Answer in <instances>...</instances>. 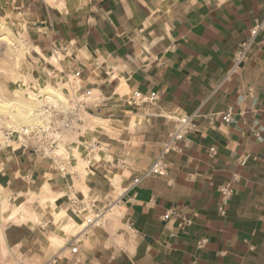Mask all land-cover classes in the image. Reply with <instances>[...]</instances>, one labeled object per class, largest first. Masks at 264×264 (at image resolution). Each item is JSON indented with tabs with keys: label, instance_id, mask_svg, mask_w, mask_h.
<instances>
[{
	"label": "crops",
	"instance_id": "crops-1",
	"mask_svg": "<svg viewBox=\"0 0 264 264\" xmlns=\"http://www.w3.org/2000/svg\"><path fill=\"white\" fill-rule=\"evenodd\" d=\"M33 26L32 50L57 51L67 72L81 71L93 112L131 145L133 171L80 235L92 212L72 203L68 179L30 149L0 143V264H70L71 242L76 264H264V0H54ZM134 91L158 99L132 104ZM182 117L193 128L164 156L166 176L133 184Z\"/></svg>",
	"mask_w": 264,
	"mask_h": 264
},
{
	"label": "rangeland",
	"instance_id": "rangeland-1",
	"mask_svg": "<svg viewBox=\"0 0 264 264\" xmlns=\"http://www.w3.org/2000/svg\"><path fill=\"white\" fill-rule=\"evenodd\" d=\"M53 5L54 0H0V103H13L25 115L35 114L46 104L42 100L45 97L51 98L48 101L54 105L66 106L63 91L69 88L72 73L65 70L64 59L56 50L55 54L50 51L38 55L30 43L38 15L43 18ZM10 117L0 112V122L5 127L17 128ZM100 117L93 111L83 114L77 130L63 136L56 150L70 167L71 175L63 176L65 181L68 179L63 189L69 190L71 200L83 202L92 212L90 219L96 213L104 216L113 207L121 181L132 176L133 171L131 145L119 141L117 127ZM3 142L0 132V143ZM85 221L75 233L85 227ZM69 232L63 229V233Z\"/></svg>",
	"mask_w": 264,
	"mask_h": 264
},
{
	"label": "built area",
	"instance_id": "built-area-1",
	"mask_svg": "<svg viewBox=\"0 0 264 264\" xmlns=\"http://www.w3.org/2000/svg\"><path fill=\"white\" fill-rule=\"evenodd\" d=\"M261 24L254 26L250 30L249 38L242 42L237 48L233 56L232 71L236 70L241 63H243L251 50L255 38L260 30ZM69 88L64 89L66 99V106L54 105L51 101L42 99L46 104L39 107L35 111L36 122L31 126H20L17 128L5 127L0 122V132H2L4 143L14 141L26 149H30L34 154L47 159L50 163V168L61 176L71 175L68 171V161L65 156L57 154V146L61 142L63 136L70 134L77 130L81 124L80 117L83 114H89L96 107L98 100L95 98L93 91L89 88L81 87V71L76 70L70 75ZM44 97V96H43ZM132 104L137 102L154 103L158 99L157 92H148L146 94L140 91H134L130 96ZM221 121L224 124H231L233 122L230 110L221 115ZM193 128V124L189 117H182L177 120V128L174 132L169 133L166 142H164L162 149L157 158L152 164L133 181L137 184L140 180L148 176H161L167 174V168L164 163V156L169 151H180L179 142L184 139L185 133ZM94 146L90 151H94ZM232 195L231 186H225L221 190L220 213L224 214V208L227 205ZM75 204L76 201L71 200ZM101 218V213H96L93 219L87 218L85 227L80 231V235L86 233V229L95 225L96 220ZM169 218V214H165L163 219ZM69 253L74 257L70 264H76L78 259L77 244L73 242L68 244ZM49 264H53L52 262Z\"/></svg>",
	"mask_w": 264,
	"mask_h": 264
},
{
	"label": "bare ground",
	"instance_id": "bare-ground-1",
	"mask_svg": "<svg viewBox=\"0 0 264 264\" xmlns=\"http://www.w3.org/2000/svg\"><path fill=\"white\" fill-rule=\"evenodd\" d=\"M51 98L47 97L46 100ZM13 103H0V112L11 116V121L15 126H22L23 124H30L36 120V115L30 112V115H25L21 108L14 107ZM15 108V109H14ZM36 122V121H35ZM66 228V227H65Z\"/></svg>",
	"mask_w": 264,
	"mask_h": 264
}]
</instances>
